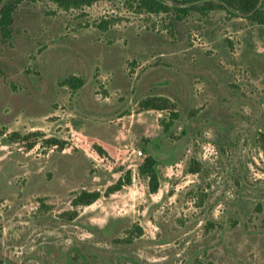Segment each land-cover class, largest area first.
<instances>
[{"label": "rangeland", "instance_id": "1", "mask_svg": "<svg viewBox=\"0 0 264 264\" xmlns=\"http://www.w3.org/2000/svg\"><path fill=\"white\" fill-rule=\"evenodd\" d=\"M157 1L19 0L0 38V264H264V26ZM150 96L178 111L167 128ZM83 189L100 196L73 205Z\"/></svg>", "mask_w": 264, "mask_h": 264}, {"label": "trees", "instance_id": "2", "mask_svg": "<svg viewBox=\"0 0 264 264\" xmlns=\"http://www.w3.org/2000/svg\"><path fill=\"white\" fill-rule=\"evenodd\" d=\"M2 0H0L1 3ZM54 3H57L60 7L68 9L73 6H78L80 4H91L94 0H51ZM142 7L147 9L154 8L155 10H160L164 5L157 0H139ZM177 3L185 4L186 2L193 0H174ZM261 0H207L202 6L197 7L196 10L200 13H204L208 9H226L232 8L237 13L242 16H245L248 20L264 26V6L260 4ZM19 0L12 1L10 3L3 4L0 6V38L1 41H5L11 35L12 29L11 26L14 21V12L17 7ZM162 6V7H161ZM181 11H186L185 7H180ZM84 81L80 76L69 75L63 80L62 85L69 86L72 90H77L83 86ZM168 98L160 96H150L146 97L139 101V104L143 109H152L155 111H169V120L165 123V128H167L173 120L178 118V111L170 109L168 107ZM39 134V133H37ZM36 134V135H37ZM18 137L16 133H13L11 136ZM23 140H27L26 136L22 137ZM46 142L50 144H56V138H49ZM29 146H32L33 143L29 142ZM87 151L92 156L94 160L100 162L105 167L111 168L114 160L106 151V149L97 142H91L87 145ZM156 160L150 153H147L143 162L139 165V175L147 178L148 180V189L150 192H156L158 189V177L155 169ZM191 172H197L198 167H189ZM131 176L130 172L126 171L123 175L119 176L118 179L112 185H109L105 189V194H110L116 190H119L122 186L130 184ZM100 196V192L97 190L87 191L81 190L73 199L72 204L77 206L78 204H90L95 201ZM74 212L72 211V215Z\"/></svg>", "mask_w": 264, "mask_h": 264}, {"label": "crops", "instance_id": "3", "mask_svg": "<svg viewBox=\"0 0 264 264\" xmlns=\"http://www.w3.org/2000/svg\"><path fill=\"white\" fill-rule=\"evenodd\" d=\"M98 142V141H97ZM99 143V142H98ZM100 145H102L107 151H108V149L105 147V144H104V142L102 143H99Z\"/></svg>", "mask_w": 264, "mask_h": 264}, {"label": "built area", "instance_id": "4", "mask_svg": "<svg viewBox=\"0 0 264 264\" xmlns=\"http://www.w3.org/2000/svg\"><path fill=\"white\" fill-rule=\"evenodd\" d=\"M137 154H138V155H141V151H140V150H138V151H137Z\"/></svg>", "mask_w": 264, "mask_h": 264}]
</instances>
